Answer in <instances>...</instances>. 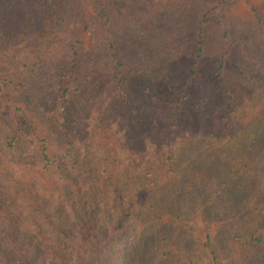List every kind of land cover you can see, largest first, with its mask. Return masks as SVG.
Listing matches in <instances>:
<instances>
[{
	"label": "trees",
	"instance_id": "16d2710c",
	"mask_svg": "<svg viewBox=\"0 0 264 264\" xmlns=\"http://www.w3.org/2000/svg\"><path fill=\"white\" fill-rule=\"evenodd\" d=\"M163 6L130 23L135 16L126 0H0V109L11 112L0 127V264H42L47 250L66 246L73 222L89 242L80 264H165L175 256L196 264L193 254L207 249L216 261L212 243L194 235L199 230L183 216L190 210L180 207L200 205L208 210L204 223L212 221L208 198L197 193L213 177L222 178L232 202L247 199L251 181L215 160L213 148L231 147L238 156L245 151L251 162L264 152V26L247 21L240 28L232 81L222 36L202 32L192 43L184 33L186 5L184 14L173 15ZM67 45L71 52L60 55ZM183 51L192 56L188 68L181 64ZM108 65L117 93L112 119L98 88ZM11 83L16 98L7 90ZM26 85L68 104L57 136L39 130L43 117L29 111L18 88L31 89ZM240 107L251 114L239 115ZM150 141L166 147L165 159L177 164L172 185L108 177L105 164L140 159ZM178 143L198 155L183 149L174 158ZM180 186H186L183 199Z\"/></svg>",
	"mask_w": 264,
	"mask_h": 264
},
{
	"label": "rangeland",
	"instance_id": "374dc122",
	"mask_svg": "<svg viewBox=\"0 0 264 264\" xmlns=\"http://www.w3.org/2000/svg\"><path fill=\"white\" fill-rule=\"evenodd\" d=\"M157 3H164L163 7L171 15L177 11L183 13L182 6L186 5L185 9L187 14H183L185 16L184 19H186L185 21L189 25L184 33L185 36L192 40V43L196 42L197 36L202 32L210 33L213 36L212 39H215L219 35L222 36V39L219 40V47L228 53L226 60L223 62V66L228 74V78L230 76L232 81L234 78L231 75L234 72L236 58L238 57L237 43L240 42L239 35L242 33L240 28L244 27L247 21L253 22L256 26H264V22L259 20L264 19L263 0H126V8L129 14L132 17L135 16L133 20L129 19L130 23H135L139 15L152 13L150 11ZM222 4L224 8H222ZM162 13L163 11H161ZM166 29H169V27L167 26ZM224 30L227 32L224 33ZM259 33L263 35V31L260 29ZM33 38L35 40V34ZM32 44L31 49L33 50ZM67 48L71 52V49L67 45L64 49H59V54L61 55L64 51H67ZM183 56L181 64L188 68L192 56H189L186 51H183ZM218 63L219 61H215L213 65L215 78L219 74V69L217 68ZM111 69L112 65L110 69L108 65L107 69H105L104 77L100 80L101 84H98V88L100 96H103L106 100L103 112L110 114L112 119L117 116L118 111H116L113 104V100L117 95L115 93L116 89L109 84L111 83L109 80V74L112 72ZM25 70L28 72L30 68H25ZM87 76L89 77L90 74ZM12 78L14 79V76ZM21 79L24 80V78ZM21 82L28 83L30 79L27 82ZM11 86L7 90L12 91V96L16 98L17 96L15 95L17 93L12 83ZM26 86L27 88H31L28 85ZM18 88L24 92V98L30 103L29 111L35 115L40 114L41 118L43 117L41 119L42 123H39V130L46 129L49 133L57 136V125L63 120V111L68 104H64L58 94H53L46 89L39 90L37 86L27 90L23 86ZM19 97L21 98V94ZM93 97H95V94L92 92L91 98ZM123 98L120 97L119 101L121 99L123 100ZM58 104L60 106L59 108L56 107ZM72 106L73 103L71 101L69 108H72ZM229 109L230 106H227L222 113H228ZM9 111V108L0 109V127L7 122L11 113ZM238 112L241 116L251 114L249 110H245L242 107L238 109ZM16 113H12L11 116H14ZM51 121H53V124H50ZM110 123L112 124L108 128L110 129V137L115 138V132L118 131L116 124L112 120ZM12 130L13 127L9 128L7 132L11 133ZM223 131L225 132L226 128ZM163 133L164 130L162 129L161 134ZM149 144L142 152L143 156L140 159H133L132 155V159L130 160L122 159L120 163L110 160V163L105 164L104 167L107 169L108 177H111L110 175L112 174L113 180H119L121 182L128 176H131L134 180L143 178L146 179L145 181L149 180L146 182L148 185L152 182L150 186L152 188L157 184L162 186L163 189L172 185V175L178 170L177 164L168 162L165 159L167 156H165L167 152L166 147L161 150L157 149L155 146L156 143L150 141ZM176 146L179 148L171 155L174 158H178L183 149H187L185 146H180V143ZM230 148H213L215 153L213 158L215 160L222 158L226 167L228 166L230 170L240 173L241 178H248L251 181L250 192L247 195V199H244L245 202L240 200L241 204L238 202L234 203L222 178L213 177L209 178L206 186L197 193L199 195L198 197L206 196L208 198L210 209L212 210V221L204 223L205 219L203 215L208 213V210L203 211V207L200 205H194L192 207L190 204H183L180 207L182 212L190 210L188 218L183 215L184 220L192 226L195 225L196 229L199 230V234L194 235L202 243L210 240L216 255V261L214 262L213 255L209 249L205 251V255H201L200 253L193 254L192 259L196 264H264V152L259 153V156L251 162L245 157V151L238 156L236 152H228ZM187 150L189 154L198 155V151H192L189 148ZM171 165H173V169L170 167ZM154 169H159V172L156 177L153 178L152 176L149 179V174L151 175ZM181 169L185 170L186 168L182 167ZM188 170L191 173H200L196 167H190ZM185 187L180 186L182 199L185 196ZM80 229L81 226L78 223H70V230H73L71 239L67 240L65 243L66 246L59 251L47 250L42 264H80L79 253L81 250H85L86 256L89 255L87 253V245H89V242L88 240H84ZM207 233L210 235L206 236ZM101 261L98 264H101ZM164 263L189 264V260L188 258L175 256L167 259ZM13 264H20V261L16 260ZM155 264H157L156 260Z\"/></svg>",
	"mask_w": 264,
	"mask_h": 264
}]
</instances>
